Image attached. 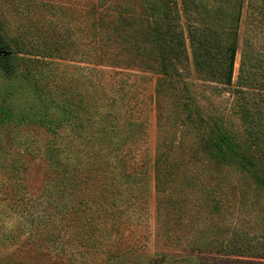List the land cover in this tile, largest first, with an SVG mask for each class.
<instances>
[{
	"label": "rangeland",
	"instance_id": "374dc122",
	"mask_svg": "<svg viewBox=\"0 0 264 264\" xmlns=\"http://www.w3.org/2000/svg\"><path fill=\"white\" fill-rule=\"evenodd\" d=\"M240 1L176 0L186 36L190 23L201 25L208 22L216 36L231 39L236 18L240 17L233 87L238 80L243 56L257 52L264 55V0H242L241 6ZM30 2L39 8L36 19L40 21L44 15L51 18L50 13H54L56 30L73 31L77 49L70 52L78 51V54L57 58L56 70L58 76H79V89L89 95L86 98H89L91 117L89 120V116L83 115L81 121L86 135L93 137L86 141L72 131L75 145L67 149V135L62 134L65 142L61 143L57 175L60 182L63 179L66 182L59 186L65 196L57 193V204L62 205L65 212L83 189V193L96 198L97 203L90 202V212L94 216L82 225L85 233L92 228L87 244H83L80 237L71 235L79 230V225L72 229L66 226L68 221L58 218L56 235L61 255L50 257L39 249L50 244L43 239L42 229L36 228L34 233L22 229L25 224L19 213L12 209L13 202L8 204L0 200V253L3 254L0 264H54L55 261V264H221L219 262L226 259L264 263L262 258L228 256L214 251L230 238L240 239L235 249L260 251L264 245V189L243 171L218 165L208 157L197 139V132L189 126L186 108L180 103L183 102V88L176 82L165 80L160 71L116 68L109 63L99 67L105 72L98 73V76L104 81L106 91L113 88L114 92L118 89L120 93H127L124 102L115 104L110 110L111 101L104 100L103 93H95V88H91L93 60L81 54L90 51L87 45L92 41V17L77 20L74 16L90 6L102 7L106 12L108 8L122 6L135 10L131 14L124 13L125 17L133 15L146 20L141 0H0V15L12 22L19 21L14 5L24 8ZM66 12L70 15L68 20L72 16V23L64 17ZM44 34L41 37L45 38ZM185 68L187 87L192 96L189 109L195 111L197 108L205 117H223L244 140L246 128L239 113L238 95L233 90L221 88L222 85L206 81L196 72L191 56ZM115 72L119 74L115 75ZM119 95L115 92L113 98ZM107 111H113L111 119L115 117L121 123L124 122L120 120L122 117H133L142 124L141 137L131 144L134 159L130 160V155L127 158L131 166L129 171L133 175L142 174L143 179L130 189H126L117 176L120 168L115 157L119 152L112 150L108 137L105 143L101 140L104 134L98 133L96 128L98 122H105L103 112ZM4 130L7 143L14 147V152L25 142L32 140L35 145L43 147L47 140L43 130L32 126L13 131L10 138L12 130ZM19 143L21 145L17 147ZM158 159L161 160L159 164ZM23 168H26L24 192L31 200L25 201L24 206L19 203L17 208L26 207V213L34 214L49 211L44 209L46 201L42 203L48 191L44 190L42 195V190L51 168L41 157L33 159L32 156H27ZM88 172L90 176L84 184ZM76 181L82 182L84 188L74 186L67 189L66 183ZM36 198L39 202L34 201ZM77 247L86 252L85 258L75 252Z\"/></svg>",
	"mask_w": 264,
	"mask_h": 264
},
{
	"label": "trees",
	"instance_id": "16d2710c",
	"mask_svg": "<svg viewBox=\"0 0 264 264\" xmlns=\"http://www.w3.org/2000/svg\"><path fill=\"white\" fill-rule=\"evenodd\" d=\"M141 2L143 14L147 16L146 20L137 19L133 15L125 17L124 13L131 14L135 10L122 6L108 8L107 12L102 7L90 6L74 16L77 20L92 17V21L89 20L92 41L87 45L90 51L81 54L82 57L93 60L91 71L94 80L91 81V88H95V93H103L104 100L111 101L110 110H112L115 104L124 102L127 93H120L121 91L115 89L120 95L118 98H113L114 89L110 88L112 91L104 89V81L98 76V73L105 72L104 69L99 68L102 64L109 63L116 68L124 66V69L160 71L165 80L176 82V85L183 88L181 92L183 102L180 103L186 108L189 126L197 132V139L208 157L218 165L243 171L264 189V55L257 52L246 53L243 56L238 80L233 87L240 17L236 18V29L231 39L223 40L216 36L213 29L208 27V22L201 25L190 23L189 34L186 36L176 0H141ZM239 5H242V0ZM14 8L19 21L12 22L0 15V196L3 197L0 200L8 204L13 202L12 209L18 212L24 221L25 227L22 229L29 233H34L36 228L42 229L43 239L50 244L39 249L50 257H56L61 255L57 247L56 235L58 218L61 221H68L66 226L72 229L81 225L80 228L78 227L79 230L71 232V235L80 237L83 244H87L91 239L92 228L85 233L82 225L94 216V213L90 212L92 208L90 202L97 203L96 198L83 193L82 182L78 181L66 183L67 189L79 186L83 190L65 212L62 205L57 204L58 197H56L57 193L65 196L64 191H59V186L66 181L63 179L60 182L57 175L60 167L61 143L65 142L62 134L67 135V149L75 145L72 131H75L80 138L84 137L86 141H90L93 137L86 135L87 131L83 130L84 123L81 121L83 115L89 116V120L91 117L87 101L89 98H86L89 95L79 89V76L57 74L56 68L59 64L57 58L78 54V51H74L73 54L70 52L77 49L76 42L72 38L73 31L56 30L58 25L55 23L56 20H53L54 13H50L53 16L51 18L44 15L40 21L36 19L39 8H36L33 2L24 8L15 4ZM61 10L63 11L62 8ZM173 12L175 15H172ZM63 15L66 19L70 16L68 12ZM69 19L67 20L72 23V16ZM42 34L45 38L41 37ZM190 56L196 72L206 81L222 85L221 88L233 90L238 95L239 113L246 128L244 140L239 138L234 126L223 117L209 115L205 117L197 108L195 111L189 109L192 96L187 87L184 71ZM118 74L115 72V75ZM125 83L127 84L126 80ZM112 114L113 111L103 112L105 122H98L96 128L98 133L104 134L100 137L101 140L105 143L108 137V144L112 145V150L119 152L115 157L118 159L116 165L120 168L117 176L126 189H130L132 185L140 183L143 179L142 174L133 175L129 171L131 170L129 159H134V155L131 154V144L141 137L142 124L133 117H122L120 120L124 122L121 123L115 117L111 119ZM94 115L97 116V113L95 112ZM31 126L45 132L47 135L45 145L40 147L31 140L29 143L25 142L18 151H12L14 147L7 143L4 128L12 130L9 132L10 138L13 131L18 132ZM19 145L21 143L17 144V147ZM91 151L95 150L91 149ZM27 156H32L33 159L41 157L51 168L47 173L42 195L44 190L48 192L45 193V198L40 196L42 203L46 201L44 209L48 208L49 211L43 210L34 214L26 213V207L17 208L19 203L24 206L25 201L31 200L23 187L26 171L23 167ZM160 162L161 160L158 159V164ZM87 163L92 166L90 162ZM89 176L90 172L85 176L84 184ZM34 201L39 202V198ZM238 242H240L239 238H230L222 242L220 247L214 248V251L228 256L264 259V245L258 252H246L241 248L235 249ZM75 252L81 258L86 256V252L81 247H77ZM72 255L76 259L73 253ZM2 256L3 254L0 253V257ZM71 260L69 258L70 262ZM219 263L264 264L229 259Z\"/></svg>",
	"mask_w": 264,
	"mask_h": 264
}]
</instances>
